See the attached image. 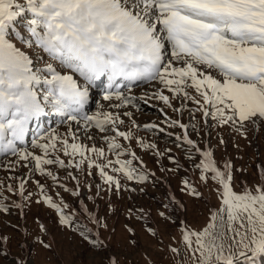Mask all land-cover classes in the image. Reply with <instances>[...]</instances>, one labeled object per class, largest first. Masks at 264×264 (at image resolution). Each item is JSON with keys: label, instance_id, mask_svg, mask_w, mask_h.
Returning <instances> with one entry per match:
<instances>
[{"label": "snow or ice", "instance_id": "1", "mask_svg": "<svg viewBox=\"0 0 264 264\" xmlns=\"http://www.w3.org/2000/svg\"><path fill=\"white\" fill-rule=\"evenodd\" d=\"M32 49L48 60L38 64ZM102 77L108 81L103 99L113 102L112 108L135 105L137 98L130 94L131 89L142 82L156 88L150 98L172 107L164 90L173 97L182 95L199 105L197 111H203L206 122L210 117L220 127L238 125L236 130L247 138L243 130L248 124L255 125L257 131L264 124V0H0V157H16L4 167L11 171L20 161H27L33 164L29 179L38 171L60 187L64 186L59 177L44 166L95 167L109 190L116 192L122 188L121 181L106 169L128 181L145 182L148 176L137 173L133 166L138 157L130 145L135 139L141 148L157 146L146 144L130 129H120L124 124L121 117L131 118L132 114L84 112L91 90ZM189 88L201 99L190 96ZM52 111L77 127H69L64 135L42 129L31 142V148L40 154L18 147L25 142L29 125ZM132 124L140 127L135 121ZM81 125L88 140L94 139L91 128L104 133L107 151L116 159H107L102 147L82 143L78 135ZM172 125L185 129L177 139L202 157L195 165L200 179L207 183L211 173L221 198V207L211 211L202 230L181 226L187 259L191 264H252L249 257L264 255V167L260 168L259 184L249 188L242 182V190L237 192L231 162L225 161L223 170L217 167L212 151L201 150L189 138L186 125L179 121ZM143 127L150 130L156 125ZM120 138L129 145L120 144ZM61 152L69 157L67 164L60 158ZM124 156L130 159H121ZM188 158L192 159L190 154ZM98 159L105 162L98 163ZM18 179V190L2 182L0 188L23 200L27 181ZM36 183L44 203L58 213L60 224L71 227L64 212L67 205L54 202L45 186ZM183 184L190 195H201L188 179ZM15 206L22 208L20 203ZM6 211L0 200V212ZM89 218L100 224L90 213ZM40 227L46 231L42 223ZM90 231L83 230L81 235L89 239ZM98 235L90 240L94 249L103 247ZM170 251L181 255L180 248L170 247ZM109 264L116 260L109 257Z\"/></svg>", "mask_w": 264, "mask_h": 264}, {"label": "rangeland", "instance_id": "2", "mask_svg": "<svg viewBox=\"0 0 264 264\" xmlns=\"http://www.w3.org/2000/svg\"><path fill=\"white\" fill-rule=\"evenodd\" d=\"M31 53L38 64L48 60L45 54L36 49H32ZM41 56L43 60L40 59ZM104 91L98 87L91 90L93 105L84 112L88 115L99 111L130 112L131 118L121 117L124 124L119 126L120 129H130L146 144L157 146L156 149L141 148L133 139L130 150L135 151L138 157L133 166L137 173L155 177L156 182L153 180L152 183H147L146 180L142 184L134 180L128 181L122 174L106 169L110 175H117L121 181L122 188L116 192L114 188L109 190L95 167L88 169L84 165L81 169H76L61 168L58 165L44 166L59 177V184L64 186L62 189L50 177L38 171L32 172L29 179L32 163L20 161L10 171L4 165L15 162L16 157H0V182L5 186L11 184L18 190V178L22 177L27 181L26 192L32 181H39L54 202L61 206L67 205L64 212L72 222L71 227L61 225L54 208L33 200L36 197L35 192L42 198L38 187L28 196H33V199L25 201V198L21 200L18 195L0 188V193L3 194L0 200L8 208V211L0 212V264H109V257L114 258L116 264H178L181 260L184 264H191L181 242V226L202 230L209 223L211 211L221 207V198L217 191L219 185L215 181L210 177L207 183L201 181V172L195 165L201 162L202 157L190 150L182 139H177L178 136L183 137L185 129L178 125L173 126L172 121L186 125L189 138L196 141L201 150L212 151V159L217 167L223 170L225 161L231 162L235 191L242 190V182H246L249 188L260 183L259 172L264 167V124L259 125L258 131L255 125L248 124L243 130L247 133L245 138L236 130L238 125L220 127L210 117L206 122L203 111H197L199 105L191 99H184L182 95L173 97L164 90V94L170 97L172 107L159 99L150 98L156 91L152 85L137 82L130 93L137 98L136 104L121 109L110 107L113 102L103 99ZM123 91L129 94L127 88ZM188 92L190 96L201 99L194 89L189 88ZM181 108L180 111L176 110ZM50 113L49 118H40L39 126L36 125L39 121L29 125L25 142L18 144V147L40 154L38 149L31 148V142L42 129H55L60 135H64L69 127H77L75 122L67 120L66 117H61L54 111ZM133 121L140 127H134ZM145 124H154L156 127L149 130L143 127ZM80 128L78 135L82 143L102 147L107 159H116L114 154L107 151V144L102 139L104 133L91 128L89 131L94 139L88 140L83 126ZM221 139L224 140L223 144L220 143ZM118 142L123 146L129 145V141L122 138ZM189 154L192 159L188 158ZM59 155L67 164L69 157L62 152ZM170 157L178 162L179 167ZM121 159L130 157L124 156ZM140 161L143 162L142 165ZM97 162L104 163L105 160L98 159ZM89 171L91 175H88ZM43 178L48 179L49 184L41 183ZM185 179L195 185L201 194L199 197L183 190ZM97 185L100 186L99 192ZM65 188L69 191H65ZM74 191L78 195H73ZM17 203L22 204V208H17ZM89 213L100 221L99 225L92 222ZM41 223L46 231L41 229ZM79 224L91 230V234L88 232L89 239L81 235V231L86 229H81ZM149 229L153 231L150 232ZM97 233L103 245L102 249H94L90 243V240L97 239ZM170 247L180 248L181 255L172 253Z\"/></svg>", "mask_w": 264, "mask_h": 264}, {"label": "trees", "instance_id": "3", "mask_svg": "<svg viewBox=\"0 0 264 264\" xmlns=\"http://www.w3.org/2000/svg\"><path fill=\"white\" fill-rule=\"evenodd\" d=\"M202 160V159H201ZM200 160V161H201ZM208 175V177H210L211 178V173H208L207 174ZM148 176V175H147ZM46 178H43L42 179V182L41 183H48L49 184V182H48V179H46ZM44 180V181H43ZM153 180H155L154 182H156V178L155 177H150V176H148V179H147V183L148 182H153ZM142 184H145V183H142ZM60 187V186H59ZM33 188H34V190H33ZM37 188V183L36 182H33L32 181V183H31V186H30V188H28L27 189V191L25 192L26 193V196H25V199H24V201L25 200H27V199H29V198H31V199H33V196L32 197H28L29 195V193H33V191H35V189ZM60 188H62V189H64L63 187H60ZM35 194V196L36 197H34L35 199H33L36 203H44V201H43V198H41L39 195H37L36 194V192L34 193ZM40 198H39V197ZM55 200V199H54ZM39 201V202H38ZM15 203V202H14ZM46 204V203H45ZM79 226L81 227V229H86V230H90V229H87V227H85L84 225H81V224H79ZM89 234H91V231L89 232ZM249 259H251V261H252V264H264V255H259V256H257V257H255L254 259H252L251 257H249Z\"/></svg>", "mask_w": 264, "mask_h": 264}, {"label": "bare ground", "instance_id": "4", "mask_svg": "<svg viewBox=\"0 0 264 264\" xmlns=\"http://www.w3.org/2000/svg\"><path fill=\"white\" fill-rule=\"evenodd\" d=\"M92 100H93V99H92ZM91 102H92V101H91V99H90V100H89V103H88V105H90V104H91Z\"/></svg>", "mask_w": 264, "mask_h": 264}]
</instances>
